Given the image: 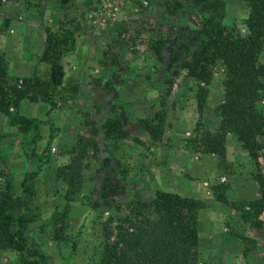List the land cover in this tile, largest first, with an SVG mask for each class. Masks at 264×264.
<instances>
[{
	"label": "rangeland",
	"instance_id": "1",
	"mask_svg": "<svg viewBox=\"0 0 264 264\" xmlns=\"http://www.w3.org/2000/svg\"><path fill=\"white\" fill-rule=\"evenodd\" d=\"M181 1L186 9L171 16L166 7L175 0H71L65 8L59 0H0V54L13 83L48 79L49 65L38 58L47 27L58 31L63 24L75 37L63 57L66 90L59 106L47 114L49 103L38 95L10 114L0 112V182L7 168L20 192L24 173L39 170L37 198L15 211L37 215L29 243L45 257L4 249L0 264H100L103 222L125 215L131 200L152 201L159 189L206 201L198 213L199 264H264V211L258 228L240 209L260 195L255 177L264 175V137L258 162L230 132L225 159L196 148L198 132L220 123L225 69L218 63L203 84L209 92L200 111V84L168 67V44L159 54L163 37L180 41L202 20L197 6ZM248 15V0H226L224 23L242 35ZM257 106L264 112V98ZM17 114L43 120L36 146L12 123ZM112 116L123 120L125 136L106 135ZM140 120L150 121L159 137L138 129ZM74 156H82L83 183L71 196L59 169ZM215 188L228 203L216 198Z\"/></svg>",
	"mask_w": 264,
	"mask_h": 264
},
{
	"label": "trees",
	"instance_id": "2",
	"mask_svg": "<svg viewBox=\"0 0 264 264\" xmlns=\"http://www.w3.org/2000/svg\"><path fill=\"white\" fill-rule=\"evenodd\" d=\"M201 10L202 20L194 28L185 29V37H163L159 54L169 46V68L175 73L184 70L187 76L199 85L198 107L202 111L209 90L214 67L222 63L225 69L224 98L219 105L220 123L214 130L205 128L198 132L194 143L199 151L226 157V133H234L253 160L258 162L264 137V112L257 102L264 98V65L260 63L264 51V0H248L249 15L246 22L247 34L242 35L235 27L224 23L226 0H190ZM65 8L71 0H59ZM169 15H178L186 9L183 1L175 0L166 7ZM45 44L39 61L49 65L46 80L24 77L21 83H13L9 77L7 62L0 54V112L10 114L11 108H18L25 99L43 96L49 103V114L56 109L66 90V72L63 57L75 46L74 33L63 24L58 31L46 28ZM178 44V45H177ZM33 91V93H32ZM27 138V144L36 146L41 138L40 126L43 120L20 114L11 117ZM138 129L154 137L159 133L150 121L140 120ZM108 137L119 138L127 134L126 125L117 116L110 117L104 124ZM30 132H32L30 134ZM39 170L24 173L21 191L16 186L15 175L7 168L2 172L0 182V250L14 249L32 256L44 257L32 249L29 243L28 226L37 218L35 213H17L15 207L33 202L37 196ZM59 176L68 184L69 193L75 195L83 183L82 156L59 169ZM260 187L258 198L244 201L240 209L256 227H262L264 211V175L256 174ZM214 195L228 203L223 189H214ZM206 207V201L182 196L177 192L157 190L152 201L131 200L127 213L108 217L103 222L105 242L100 264H199V210ZM116 223V224H114ZM45 259V257L43 258ZM25 264H32L27 261Z\"/></svg>",
	"mask_w": 264,
	"mask_h": 264
}]
</instances>
